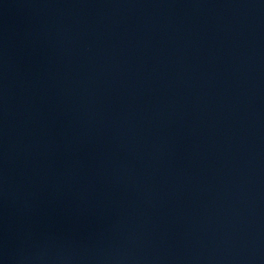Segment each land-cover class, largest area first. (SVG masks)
<instances>
[{
	"label": "water",
	"instance_id": "95a60500",
	"mask_svg": "<svg viewBox=\"0 0 264 264\" xmlns=\"http://www.w3.org/2000/svg\"><path fill=\"white\" fill-rule=\"evenodd\" d=\"M0 264H264V0H0Z\"/></svg>",
	"mask_w": 264,
	"mask_h": 264
}]
</instances>
